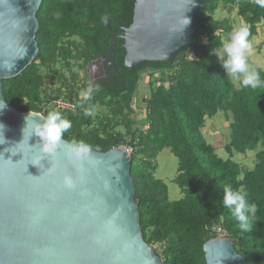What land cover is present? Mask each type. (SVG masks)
<instances>
[{"label": "trees", "instance_id": "16d2710c", "mask_svg": "<svg viewBox=\"0 0 264 264\" xmlns=\"http://www.w3.org/2000/svg\"><path fill=\"white\" fill-rule=\"evenodd\" d=\"M133 4L134 0H41L35 14L37 56L18 76L1 82L3 101L18 113L46 116L59 111L71 122L62 139L70 145L82 141L97 153L138 140L130 155V176L139 227L143 241L162 264H205L202 246L219 234L232 241L245 264H264V87L252 89L234 82L211 54L233 30L228 18H214L220 8L227 15L234 10L241 24H247L249 41L264 23V8L255 0H209L176 67L143 62L130 71L123 66V41L117 40L113 64L119 86L91 88L85 99L80 95L85 87L79 72L104 55L106 22L115 33L131 24ZM248 62L264 80V72ZM143 74L152 81L141 99L140 127H134L128 116L134 111L133 96ZM47 83L58 85L57 96L49 101L42 94ZM57 99L73 104L74 111L54 108ZM218 112L228 123L229 142L223 147L227 160L218 158L201 134L205 120ZM258 147L250 171H242L231 160L233 154ZM164 149L177 160L173 183L182 198L173 202L165 184L154 178L155 158ZM229 186L247 192L249 203L257 205L247 232L223 206Z\"/></svg>", "mask_w": 264, "mask_h": 264}, {"label": "water", "instance_id": "95a60500", "mask_svg": "<svg viewBox=\"0 0 264 264\" xmlns=\"http://www.w3.org/2000/svg\"><path fill=\"white\" fill-rule=\"evenodd\" d=\"M208 1L134 0L131 24L112 37L106 60L115 69L111 46L121 39L124 68L131 71L143 62L176 67ZM40 3L0 0V103L5 105L0 109V264H162L142 239L131 159L121 147L92 151L91 162L80 166L64 158L70 144L63 140L55 157L31 164L38 162L40 138H29L30 127L23 137L29 113L5 104L1 82L18 76L37 56ZM184 17L190 24L183 29ZM51 165L55 171L48 175ZM65 174L77 176L75 189L63 187ZM202 252L205 264H245L230 239L210 240Z\"/></svg>", "mask_w": 264, "mask_h": 264}, {"label": "clouds", "instance_id": "9594fccd", "mask_svg": "<svg viewBox=\"0 0 264 264\" xmlns=\"http://www.w3.org/2000/svg\"><path fill=\"white\" fill-rule=\"evenodd\" d=\"M255 2L264 8V0H255ZM56 15L58 18L59 14L57 13ZM189 24L190 20L184 17L183 29ZM249 35L250 32L247 24H241L232 30L227 41L221 47L213 48L211 54H214L218 58L228 78L239 81L246 88L257 89L264 87V80L261 79L259 72L251 67L248 62L247 57L251 50ZM90 93L91 89L81 92L80 95L88 99ZM4 106L3 103H0V109ZM25 125L23 137L24 130L30 127L29 138L33 135L40 138L38 162H30L37 166L41 165V160L57 155L63 142L62 138L64 133L71 128V122L56 110L48 112L46 116L42 114L33 116L29 113V116L25 118ZM3 128L4 126L0 124V132H2ZM91 153L92 148L89 144L82 141H73L71 145L65 147L63 155L66 160L83 166L85 163L91 162ZM54 171L55 169L51 165L47 169V174L51 175ZM77 184V176L73 174L63 175L62 185L64 188L73 190L77 187ZM247 197V192L233 190L229 186L224 189L222 199L223 206L235 218L242 232L250 230L251 220L257 211V205L255 203H249Z\"/></svg>", "mask_w": 264, "mask_h": 264}, {"label": "rangeland", "instance_id": "374dc122", "mask_svg": "<svg viewBox=\"0 0 264 264\" xmlns=\"http://www.w3.org/2000/svg\"><path fill=\"white\" fill-rule=\"evenodd\" d=\"M214 18L217 20L228 18L233 29L241 25V21L235 17L234 10L227 15L226 12L220 8L215 13ZM250 43L251 50L247 58L252 64L264 72V23L258 26L257 35L252 37ZM187 54L190 55V51H188ZM80 75L83 77L81 72ZM151 81L152 79H150L148 75L143 74L136 88V93L133 96L134 111L128 117L134 121V127H140V121L143 119L144 107L141 103V99L148 95V83ZM233 81L236 82L237 80L233 79ZM46 85L47 87L42 89V94L46 97V100L49 101L57 96L58 85L57 83L51 85L47 83ZM86 90L85 88L82 92ZM201 134L205 142L212 146L218 158L222 160L228 159L223 147L229 142L230 134L228 123L225 122L223 113L218 112L213 118L206 119ZM258 151H260V147H258L256 151L246 152L244 155L233 154L231 160L238 164L242 171H250L255 164V154ZM176 168L177 160L167 149L158 153L155 158L154 178L165 184L168 198L171 202L182 198L178 187L173 183V179L176 175ZM218 238H222V236Z\"/></svg>", "mask_w": 264, "mask_h": 264}, {"label": "flooded vegetation", "instance_id": "af4514ba", "mask_svg": "<svg viewBox=\"0 0 264 264\" xmlns=\"http://www.w3.org/2000/svg\"><path fill=\"white\" fill-rule=\"evenodd\" d=\"M105 27L108 31V35H107L108 43L106 45L107 47H106V51H105L104 55H102L101 58L96 59V60L88 63L90 66L89 67L86 66L83 69V71H81V73L83 74V77H81L80 72H79L80 79L84 80L83 85L87 90L94 88V87H99L102 85L109 87L110 83L115 85V86H119V84L116 82V78H115L118 76V73H117L116 69H113L111 67V65L109 64V60H106V55L108 53V49H109L110 41H111L112 37L117 36L119 34L120 28L118 29V32L115 33V29L110 28L108 26V22H106ZM117 40H120V39H116L112 43V46H111L112 51H113V47H114L113 44ZM113 54H114V51H113ZM113 54L111 56L112 57V59H111L112 63H113ZM167 65L171 66V64H167Z\"/></svg>", "mask_w": 264, "mask_h": 264}, {"label": "built area", "instance_id": "2783aa9c", "mask_svg": "<svg viewBox=\"0 0 264 264\" xmlns=\"http://www.w3.org/2000/svg\"><path fill=\"white\" fill-rule=\"evenodd\" d=\"M52 106L58 110L61 111H67V112H73L75 109V106L69 102H66L62 99H57L55 101L52 102ZM129 145L128 146H123L121 147L122 150L127 154V155H131L133 154V152H136L137 146H138V140L136 138L134 139H129ZM217 234H219V231L216 230ZM220 236V234L218 235V237ZM217 237V238H218Z\"/></svg>", "mask_w": 264, "mask_h": 264}]
</instances>
